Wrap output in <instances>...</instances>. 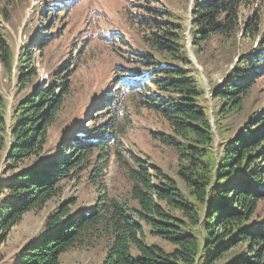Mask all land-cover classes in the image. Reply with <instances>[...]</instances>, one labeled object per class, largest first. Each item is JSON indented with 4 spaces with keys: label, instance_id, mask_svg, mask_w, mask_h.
Wrapping results in <instances>:
<instances>
[{
    "label": "trees",
    "instance_id": "1",
    "mask_svg": "<svg viewBox=\"0 0 264 264\" xmlns=\"http://www.w3.org/2000/svg\"><path fill=\"white\" fill-rule=\"evenodd\" d=\"M246 1L194 0V46L200 49L217 36L229 48L238 32L254 33L258 27L252 18L241 26L240 7ZM152 9L139 20L151 29L144 35L146 47L131 51L128 59L136 63L133 69L122 68L121 86L97 110L106 109L110 115L99 126L82 130L83 116L78 119L80 112L74 111L50 144L53 124L70 90L69 72L64 74L69 61L54 73L56 80L18 99L10 121L8 101L0 90V158L6 162L0 177V241L25 213L60 195L64 181L74 178L99 191L93 205L75 209L76 196L62 201L46 218L47 231L22 247L16 264H62L64 253L101 238L107 247L100 264H217L242 243H247L248 252L222 264H264V215L254 218L264 200V110L258 120L249 118L222 143L218 157L211 109L204 104L206 91L188 54L182 22ZM258 46L256 52L244 53L211 89L222 100L219 117L242 110L264 69V36ZM15 59L13 46L0 36V77L3 68L12 73ZM33 60L29 46L20 52L21 91L37 73L28 63ZM127 90L138 105L156 110L168 122V131L153 134L175 150L179 180L147 157L122 154L120 117L128 108ZM113 151L129 181L125 194L107 186ZM26 159L30 164L23 167Z\"/></svg>",
    "mask_w": 264,
    "mask_h": 264
},
{
    "label": "rangeland",
    "instance_id": "2",
    "mask_svg": "<svg viewBox=\"0 0 264 264\" xmlns=\"http://www.w3.org/2000/svg\"><path fill=\"white\" fill-rule=\"evenodd\" d=\"M185 1L0 0V36L13 46L16 58L12 73L3 68L0 77V90L8 101L6 114L9 121L18 99L36 87L56 80L53 79L54 73L69 61V71L64 74L69 72L70 90L53 124L50 144H55L61 126L74 111L80 112L77 113L78 119L83 116L82 130L104 123L110 118L109 111L97 110L121 86L122 68L133 69L136 62L128 59L132 56L131 51L146 47L144 35L151 33V29L139 20L141 13H148L147 8L151 7L158 14L161 12L182 22L188 54L206 91L204 104L211 109L215 150L219 157L218 148L222 143L236 134L249 118L258 120L264 110V69L244 98L242 110L233 111L226 117L217 115L222 100L215 98L211 90L227 76L244 53L258 50L260 39L264 36V0H247L240 7L241 26L244 28L245 20L252 18L258 27L254 33L247 32L245 35L238 32L233 43H228H231L229 48L227 45L224 48L222 39L214 36L200 49L194 46L191 39L194 0ZM59 8L62 10L59 11ZM28 46L34 52V60L28 63L36 66L37 73L21 91L17 84V61L20 52ZM260 55H264V52ZM127 91L125 100L128 108L123 109L120 117L123 122L122 154L134 152L147 157L160 165L164 172L177 178L178 157L175 150L157 140L153 134V131H168V122L156 110L138 105L137 98L130 95L131 90ZM93 116L96 122L91 121ZM51 151L54 153L55 150L52 148ZM260 161L264 163V158ZM29 164L30 160L26 159L22 166ZM5 167L6 162L2 157L0 177ZM106 179L113 193L125 194L128 191L129 181L115 151L106 169ZM98 194L99 191L88 183L78 182L74 178L64 181L60 195L43 208L25 213L5 239L0 241V264L17 263L22 247L47 231L46 218L62 201L76 196L77 203L73 207L78 209L93 205ZM2 198L3 195H0V200ZM258 213L254 218L264 215V200L259 203ZM149 240L156 239L150 237ZM106 247L104 238L96 239L93 244L80 245L63 254L62 264H100L106 255ZM245 251L248 252L247 243H242L227 252L217 264Z\"/></svg>",
    "mask_w": 264,
    "mask_h": 264
}]
</instances>
